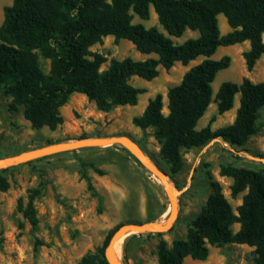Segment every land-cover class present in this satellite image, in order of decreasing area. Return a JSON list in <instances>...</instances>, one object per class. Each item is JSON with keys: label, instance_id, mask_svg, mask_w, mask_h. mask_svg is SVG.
<instances>
[{"label": "trees", "instance_id": "16d2710c", "mask_svg": "<svg viewBox=\"0 0 264 264\" xmlns=\"http://www.w3.org/2000/svg\"><path fill=\"white\" fill-rule=\"evenodd\" d=\"M152 9L165 33L133 23V15L149 20ZM221 14L231 28L225 35L219 28ZM187 30L198 32L199 37L182 44L172 40ZM107 36L117 42L127 40L140 53L157 58L113 59L108 69L101 71L105 58L90 48ZM263 36L264 0H13L3 8L0 25V93L13 98L11 110L23 107L33 129L55 131L64 122L60 108L74 93L85 95L102 112L136 106L144 90L129 83L132 77L152 81L159 76V67L170 70L177 62L187 66L205 57L184 74L180 84L168 90L167 115L158 94L149 100L142 115L133 119L141 129H155L160 156L172 179L183 169V149L200 148L215 139L242 147L261 129L264 82L253 83L249 78L241 84L224 82L215 94L220 115L232 110L240 96L232 125L216 131L210 125L200 130L197 126L212 102L213 82L231 65L229 56L210 58L219 47L249 42L243 58L251 72L264 56ZM38 52L52 59L51 75L43 72ZM220 174L232 179L233 199L246 192L241 205L235 212L220 183L210 177L211 194L186 238L174 240L171 246L160 241L158 264H184L187 258L205 261L211 247L227 244L253 248L255 264H264V169L222 165ZM85 179L92 189L90 179ZM0 188L6 190L7 183L0 180ZM36 194L33 192L22 208L33 228L38 224L33 205ZM235 224L239 225L237 232L233 231ZM116 229L102 246L76 264H109L105 250Z\"/></svg>", "mask_w": 264, "mask_h": 264}, {"label": "rangeland", "instance_id": "374dc122", "mask_svg": "<svg viewBox=\"0 0 264 264\" xmlns=\"http://www.w3.org/2000/svg\"><path fill=\"white\" fill-rule=\"evenodd\" d=\"M12 3L13 0H0V25L3 8ZM218 21L221 35L231 31L224 15H219ZM133 23L143 24L146 28L156 27L165 33L153 9L149 20L133 15ZM197 37L198 32L187 30L181 38L172 40L182 44ZM247 43L219 47L210 58L220 60L229 56L231 65L219 72L213 82L212 102L200 119L198 130L210 125L211 130L216 131L233 124L240 96H236L232 110L220 115L215 94L222 83L241 84L244 78L253 83L264 82V56L251 72L246 68L243 53L249 48ZM90 51L105 58L101 71L108 69L113 59L144 61L157 58L155 54L140 53L127 40L117 42L113 36L104 37ZM38 55L43 72L51 75L52 59L41 52ZM204 60L205 57H199L187 66L177 62L170 70L159 67V76L152 81L132 77L129 83L144 90L136 106L112 107L108 112H102L85 95L74 93L60 108L64 122L55 131L47 127L33 129L24 117L23 107L11 110L13 98L0 93V160L77 140L121 137L132 140L170 178L169 167L160 156L155 129H141L133 124V119L141 116L149 100L158 94L163 97V113L167 115L168 90L180 84L184 74ZM259 120L261 129L242 147H232L215 139L203 147L182 150L183 169L170 178L177 190V220L170 231L161 235L131 233L126 236L122 244V264H158L160 241L171 246L174 240L185 239L211 194L210 177L220 183L223 194L236 212L246 192L233 199L232 179L222 177L220 169L222 165L264 169V109ZM4 169L7 170L0 172V180L5 181L8 188H0V264H76L102 246L108 234L117 227L152 222L166 224L170 214V202L160 181L119 144L50 153ZM85 177L90 179L92 189ZM35 191L33 205L38 224L33 228L22 208L27 206ZM238 229L239 225L235 224L233 231ZM255 259L253 248L227 244L211 247L205 261L187 258L184 264H255Z\"/></svg>", "mask_w": 264, "mask_h": 264}, {"label": "water", "instance_id": "95a60500", "mask_svg": "<svg viewBox=\"0 0 264 264\" xmlns=\"http://www.w3.org/2000/svg\"><path fill=\"white\" fill-rule=\"evenodd\" d=\"M113 144H119L125 147L149 173H151L160 181L171 206L170 214L167 218L166 224L154 222L149 224H126L115 231L105 250V257L109 264H122L118 262L115 257V243L117 240H119L122 236H128L131 233H166L171 230L178 217L177 190L171 182L168 174L159 166L154 164L132 140L121 137H112L106 139L77 140L66 144L47 146L25 152L17 156L4 158L0 160V169L36 159L50 153L72 151L82 147Z\"/></svg>", "mask_w": 264, "mask_h": 264}, {"label": "bare ground", "instance_id": "6f19581e", "mask_svg": "<svg viewBox=\"0 0 264 264\" xmlns=\"http://www.w3.org/2000/svg\"><path fill=\"white\" fill-rule=\"evenodd\" d=\"M125 235L122 236L117 242L115 243V257L118 262L121 263V251H122V244L125 239Z\"/></svg>", "mask_w": 264, "mask_h": 264}, {"label": "crops", "instance_id": "0c3cea01", "mask_svg": "<svg viewBox=\"0 0 264 264\" xmlns=\"http://www.w3.org/2000/svg\"><path fill=\"white\" fill-rule=\"evenodd\" d=\"M225 29L227 30V26H225ZM247 45H248L247 47H250L249 43H247ZM248 49H249V48H248Z\"/></svg>", "mask_w": 264, "mask_h": 264}]
</instances>
